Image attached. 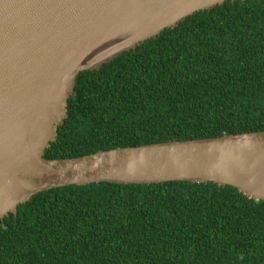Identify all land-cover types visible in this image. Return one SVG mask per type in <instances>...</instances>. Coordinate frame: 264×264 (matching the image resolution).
I'll return each instance as SVG.
<instances>
[{
	"label": "trees",
	"instance_id": "trees-1",
	"mask_svg": "<svg viewBox=\"0 0 264 264\" xmlns=\"http://www.w3.org/2000/svg\"><path fill=\"white\" fill-rule=\"evenodd\" d=\"M45 158L264 130V0L197 10L77 73ZM0 264H264V200L207 182H92L0 219Z\"/></svg>",
	"mask_w": 264,
	"mask_h": 264
},
{
	"label": "water",
	"instance_id": "water-1",
	"mask_svg": "<svg viewBox=\"0 0 264 264\" xmlns=\"http://www.w3.org/2000/svg\"><path fill=\"white\" fill-rule=\"evenodd\" d=\"M223 1L0 0V219L36 192L100 181H210L264 200V130L43 156L78 72Z\"/></svg>",
	"mask_w": 264,
	"mask_h": 264
}]
</instances>
